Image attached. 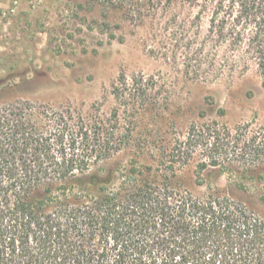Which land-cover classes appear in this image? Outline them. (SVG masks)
Here are the masks:
<instances>
[{"label":"trees","instance_id":"trees-1","mask_svg":"<svg viewBox=\"0 0 264 264\" xmlns=\"http://www.w3.org/2000/svg\"><path fill=\"white\" fill-rule=\"evenodd\" d=\"M227 2L214 0L210 31L225 38L229 24L230 41H245L264 69V0ZM152 88L142 74H119L108 116L21 99L0 106V264H264V215L207 179L231 170L245 189L241 178L264 165V129L233 135L202 121L170 144L134 140L132 116ZM131 146L126 164H101ZM196 154L203 193L178 175Z\"/></svg>","mask_w":264,"mask_h":264},{"label":"rangeland","instance_id":"rangeland-1","mask_svg":"<svg viewBox=\"0 0 264 264\" xmlns=\"http://www.w3.org/2000/svg\"><path fill=\"white\" fill-rule=\"evenodd\" d=\"M213 5L214 0H126L114 9L101 0H0V106L21 99L70 106L85 117L108 116L115 105L111 83L121 73H135L153 88L132 116L134 140L170 144L190 123L202 121L218 122L233 135L243 127L248 136L264 129V69L245 41H230L229 24L225 38L210 31ZM124 125L120 121V130ZM134 150L101 164L124 165ZM139 157L151 162L147 152ZM199 157L178 175L203 193L193 175ZM230 171L207 179L264 215V177L255 178L264 165L241 178L245 189L232 184Z\"/></svg>","mask_w":264,"mask_h":264}]
</instances>
